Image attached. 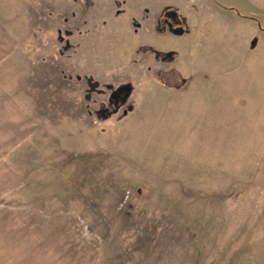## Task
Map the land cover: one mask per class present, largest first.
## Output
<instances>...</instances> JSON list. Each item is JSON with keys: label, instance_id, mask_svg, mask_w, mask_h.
I'll return each mask as SVG.
<instances>
[{"label": "rangeland", "instance_id": "rangeland-1", "mask_svg": "<svg viewBox=\"0 0 264 264\" xmlns=\"http://www.w3.org/2000/svg\"><path fill=\"white\" fill-rule=\"evenodd\" d=\"M6 111L0 264H264V0H0Z\"/></svg>", "mask_w": 264, "mask_h": 264}, {"label": "crops", "instance_id": "crops-1", "mask_svg": "<svg viewBox=\"0 0 264 264\" xmlns=\"http://www.w3.org/2000/svg\"><path fill=\"white\" fill-rule=\"evenodd\" d=\"M4 101H9L5 94ZM9 103H13L9 101ZM21 120L8 111L0 114V256H25L21 252L30 241L33 227L46 223V212L40 207L25 204L16 195L25 192L24 176L15 165L13 152L18 134L22 136ZM20 125L19 131L16 126ZM25 129V128H24ZM33 226V227H32ZM39 238V237H38ZM19 251V252H14Z\"/></svg>", "mask_w": 264, "mask_h": 264}]
</instances>
